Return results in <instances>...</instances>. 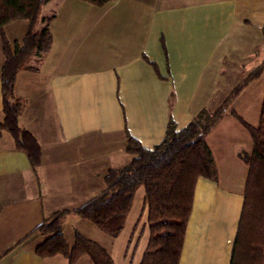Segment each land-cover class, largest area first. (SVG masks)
<instances>
[{
    "label": "crops",
    "instance_id": "obj_1",
    "mask_svg": "<svg viewBox=\"0 0 264 264\" xmlns=\"http://www.w3.org/2000/svg\"><path fill=\"white\" fill-rule=\"evenodd\" d=\"M49 18L50 53L40 62L30 61L37 70L21 71L15 85V97L25 102L19 125L40 144L41 165L31 166L9 132L0 135V264H69L62 256H37L45 238L31 233L44 219L75 210L106 188L107 173L131 159L126 131L153 148L164 139L171 119L181 130L200 111H216L264 61V0H113L103 7L51 0L43 7L39 28ZM26 32L24 20L6 26L12 43L21 42ZM3 64L0 37V123ZM263 103L264 71L207 135L218 179L197 183L180 264L231 263L246 183L229 196L224 218L229 232L223 237L212 225L225 190L219 173L242 164L247 182L249 167L240 154L253 152L250 134L231 111L258 127ZM145 230L135 246L142 243L137 260L131 243L121 264L141 263L148 223L146 243ZM80 264L89 260L84 256Z\"/></svg>",
    "mask_w": 264,
    "mask_h": 264
},
{
    "label": "trees",
    "instance_id": "obj_2",
    "mask_svg": "<svg viewBox=\"0 0 264 264\" xmlns=\"http://www.w3.org/2000/svg\"><path fill=\"white\" fill-rule=\"evenodd\" d=\"M50 1L0 0L4 55L1 71L4 121L0 123V135L3 131L9 132L16 149L27 154L34 169L42 163V150L37 139L19 125L25 102L15 97V85L21 71L37 70L30 61L40 62L52 49V18L44 20L45 25L39 28L43 7ZM80 1L103 7L113 0ZM20 20L27 22L26 35L21 42L12 43L6 26ZM146 59L158 72L156 64ZM263 71L264 61L216 111H200L185 128L178 130L171 119L164 139L151 149L126 131L125 150L131 157L128 164L110 170L104 179L106 188L92 200L75 210L54 213L32 231L31 235L40 234L45 238L36 248L37 256L42 259L62 256L69 264H80L81 258L87 256L89 264H115L104 246L81 232H75L71 246L63 233L64 224L74 213L116 239L125 227L138 189L144 186L149 242L140 264H180L197 183L200 179L212 182L218 179L217 165L206 137L228 113L233 100ZM231 115L250 134L253 152L240 154L249 173L230 264H264V103L258 127L250 125L235 111Z\"/></svg>",
    "mask_w": 264,
    "mask_h": 264
},
{
    "label": "rangeland",
    "instance_id": "obj_3",
    "mask_svg": "<svg viewBox=\"0 0 264 264\" xmlns=\"http://www.w3.org/2000/svg\"><path fill=\"white\" fill-rule=\"evenodd\" d=\"M41 21V20H40ZM39 21V23H40ZM242 160V159H241ZM243 161V160H242ZM242 164L241 167L234 166L232 170H230V173L226 174V171L220 170L219 173V185L222 186L224 190V195L219 201V205L216 209L215 213V218L213 220L212 225L215 226L216 228H220L223 237L227 236L229 232V227L227 226L228 221L226 219L224 220L226 216V211H227V206H228V199L229 196L233 193V191H241L245 187L246 183V176H245V171L241 170L242 169ZM237 169V170H236ZM239 175L243 174L245 177L240 180ZM137 202L135 205V212L133 216L131 217L127 230L124 233L123 236H120L118 239H111L105 234H103L100 230H98L93 224L90 222L80 218L76 214H72V216L68 217V222L70 224H67L66 229H65V237L68 242H71L73 240V233L75 231L83 233L85 236H87L89 239H92L102 246H104L112 256L116 259L118 264H121V257H123L126 252H128L129 247L130 248V253H135L136 254V260L141 254L142 250V243L139 246L138 249L135 248L136 243L138 239L141 236V230L145 226V243H146V238L148 237V230H147V208H146V203H145V210L142 211V207H140V201L145 199V188L144 186L140 187V192L137 196ZM142 205V202H141ZM226 221V222H225ZM227 223V224H226ZM138 224V227H137ZM231 227V225H230ZM138 228V229H137ZM137 229V232H136ZM136 232V233H135ZM136 234V240L133 242L132 238ZM86 260H89L87 256H85Z\"/></svg>",
    "mask_w": 264,
    "mask_h": 264
}]
</instances>
